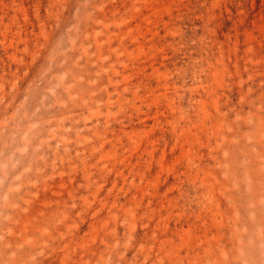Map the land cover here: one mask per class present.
<instances>
[{
  "label": "rangeland",
  "instance_id": "1",
  "mask_svg": "<svg viewBox=\"0 0 264 264\" xmlns=\"http://www.w3.org/2000/svg\"><path fill=\"white\" fill-rule=\"evenodd\" d=\"M0 264H264V0H0Z\"/></svg>",
  "mask_w": 264,
  "mask_h": 264
}]
</instances>
